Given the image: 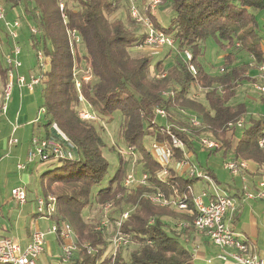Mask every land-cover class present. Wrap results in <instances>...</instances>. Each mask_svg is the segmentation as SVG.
I'll use <instances>...</instances> for the list:
<instances>
[{
  "label": "trees",
  "instance_id": "trees-1",
  "mask_svg": "<svg viewBox=\"0 0 264 264\" xmlns=\"http://www.w3.org/2000/svg\"><path fill=\"white\" fill-rule=\"evenodd\" d=\"M133 1L141 13L150 16L154 26L173 38V47L154 62L150 53H130V48L142 43L145 31L131 17L126 0H64V17L58 0H1L7 18L21 21L16 39L21 49L19 58L27 55L21 48L25 44L27 53L31 51L36 58L41 54L47 67L37 64L38 68L30 66L23 71L22 63L19 69L26 77L39 76L34 89L38 88L42 98L38 107L44 110L43 136H49L51 124L56 123L76 147V159H56L54 167L40 173L41 194L55 195L57 213L52 217L67 220L75 232L76 250L69 264H200L194 258L193 239L199 231L192 224L193 215L153 203L146 196L159 190L169 196L175 189L180 197L187 194L188 206L194 209L188 186L199 178L180 175L168 165L167 179L160 180V163L145 147V140L166 143L171 158L191 162L171 145L167 125L197 163L198 146L194 141L207 135L208 139L221 141L219 148H207L209 152L225 146L223 155L225 149H230L233 157L255 162L264 170V146L258 144L264 137V115H250L244 102H234L244 84L259 82L249 71L264 59V20L260 24L256 16V11H264V0H161L159 6L171 11L167 25H161L155 14L146 10L149 0ZM68 28L79 34L81 51L79 44L71 52ZM209 38L218 48L216 58L219 55L221 59L216 66L205 57ZM0 40L1 103L9 70L4 53L11 49V40L1 23ZM173 48L177 52L166 64ZM238 48L251 56L252 62H237ZM184 50L191 53L190 60L185 59ZM189 63L195 74L189 70ZM75 64H84L90 75L80 82L83 103L98 121L108 123L118 116L114 144L132 146L142 153L138 162L142 165L140 172L147 174L146 184L124 186L131 165L129 156L126 159L119 155L115 169L108 173L109 163L102 154L106 143L100 133L104 126L78 114L82 102L74 84ZM198 90L202 100L196 96ZM259 99L264 106V97L260 95ZM156 108L166 111L168 124L156 122ZM191 118H196L198 124H192ZM239 119L242 125L237 127ZM229 122L234 125L228 126ZM231 134L235 142L230 140ZM114 149V145L108 148ZM204 172L216 179L209 168ZM237 190L240 194L234 195L242 197L243 190ZM106 203L111 205L110 221L124 205L131 209L121 226L128 242L135 245L128 252L121 246L113 256L105 229H97L98 223L82 218L83 209L102 208ZM171 219L188 225L172 228ZM3 237L7 236L0 235Z\"/></svg>",
  "mask_w": 264,
  "mask_h": 264
},
{
  "label": "built area",
  "instance_id": "built-area-1",
  "mask_svg": "<svg viewBox=\"0 0 264 264\" xmlns=\"http://www.w3.org/2000/svg\"><path fill=\"white\" fill-rule=\"evenodd\" d=\"M129 2V12L132 18L138 22L145 31V36L137 47H161L169 46L173 47V38L165 31L154 26L150 16L141 13L139 7L133 0H126ZM161 0H149L146 6V10L150 14H155V10L160 4ZM58 8L64 17V0H58ZM0 23L7 31L11 40V49L9 52L4 53V60L9 65L8 81L3 91V101L0 103V113L5 114L7 111V102L10 99L12 88L16 86L18 89L26 88L29 91H33L35 86L39 83V76L26 75L19 72L22 62L19 58L21 49L16 43L18 37V30L21 27V21L18 18H7L6 7L0 0ZM35 32V28H31ZM68 36V44L71 52L80 43V36L74 29L66 30ZM2 43L0 40V51H2ZM264 56V46L262 47ZM183 55L186 60L191 59V53L188 50L183 51ZM38 64L44 67V59L41 54L37 55ZM189 70L192 74H195V68L192 64H188ZM257 77L259 82H255V87L258 93L264 97V59L256 67ZM88 73V72H87ZM74 84L79 93V100L83 98L80 95V82L81 79L76 77L73 69ZM90 75L84 77L85 80L89 79ZM42 112L43 109H40ZM156 116L165 118L167 113L162 108L155 109ZM79 117L83 119H94V114L89 110L80 108ZM191 122L194 125L198 124L196 118H191ZM234 123L229 122L228 126H233ZM237 127L242 125V120L236 121ZM51 133L49 136L39 137L34 135L31 138V148L27 152L26 162H32L34 158L38 157L39 161L48 160H73L77 158L76 147L70 141V139L59 129L56 123H52L50 126ZM166 133L170 137V143L173 147L179 148L184 153L183 142L173 134L166 125ZM201 143L206 148H219L220 143L208 138H200ZM11 146L17 143V139L10 137L7 141ZM30 144V145H31ZM260 147L264 146V137L258 140ZM152 147L156 156H153L159 163L160 169L157 171V177L160 180L167 179L169 175L168 165L171 159V148L166 143H160L153 139ZM159 150V151H158ZM126 152L134 154L135 150L132 146L126 148ZM158 153V155H157ZM181 165H184L187 170V175L192 177H198L210 182L209 190H202L200 193L192 196V202L194 209L188 206L187 194H183L181 197L177 195V191L174 189L172 196H166L163 191H156L148 193L146 196L148 199L156 204L162 206H170L173 209L189 213L193 215L192 224L201 233H204L211 243L220 249L217 257L222 261H231L233 264H264V258L261 257L246 240L239 239L234 233L231 227V221L237 210L238 202L231 196L224 188L220 187L218 183L212 180L211 176L205 173L197 166L190 164L186 159L180 161ZM224 168L230 172L233 176H240L244 179L245 171L248 168V163L243 159H228L224 162ZM17 168L24 169L25 163L18 162ZM146 184L147 174L142 172L138 179H135L132 175H127L124 179V186L130 188L132 184ZM248 189L247 186H243L242 199H263L264 198V176L258 180H255V185ZM189 193H192L191 186H188ZM12 198L21 204L27 201V192L23 186H16L11 189ZM34 213L41 217L56 216L57 213V199L53 194L37 195L34 200ZM104 210H111L110 203L104 205ZM131 209L122 210L118 216L114 218L112 222V237L110 242L112 244V255L114 256L117 249L121 246H126L128 243V236L121 230L123 221L128 217ZM55 219V218H54ZM110 220L108 213L104 214L102 219L97 224V229H106ZM182 227H186V222L179 224ZM49 235H53L61 241L62 257L64 261H67L76 250V235L75 232L66 220L55 219L53 223L45 230L35 229L32 231L28 242L22 245L18 240L3 237L0 238V264H37L38 258L44 250L46 244V238ZM197 246V245H196ZM198 247V246H197ZM193 251H196L193 248Z\"/></svg>",
  "mask_w": 264,
  "mask_h": 264
},
{
  "label": "rangeland",
  "instance_id": "rangeland-1",
  "mask_svg": "<svg viewBox=\"0 0 264 264\" xmlns=\"http://www.w3.org/2000/svg\"><path fill=\"white\" fill-rule=\"evenodd\" d=\"M163 6L158 5V7L155 10V16L159 20L161 25H167L168 20H169V16L171 15V11L169 9H167L166 7H163ZM256 16L259 19L260 24H261L264 20V11H256ZM21 48H22V52H24V53L26 52V54H27L25 56L21 55V58H20L22 63H23L22 70L25 71L24 69H29L30 66H32L33 68H38V66H37L38 59L35 57L34 53H31V51H30V53L28 54L25 44H21ZM167 48H170V47L169 46L143 47V48L133 47L132 49H130V53L133 56L144 54V53H150L153 56L152 62H154L159 56H161L163 54V52L166 51ZM78 49L80 51L82 50L81 44L78 46ZM217 49L218 48H217L215 42L211 38H209L207 40V43H206L205 57L207 58V60H210L211 64H214L215 66L217 65L218 61H221L219 55H217V58L215 56ZM175 52H177V51L174 49L172 51V53L170 54V56L165 60L166 64L170 63V61L172 60V56H174ZM237 55H238V61L237 62H241V61L252 62V57L248 56L245 52H243L239 48L237 50ZM44 66L45 67H43V68H47L46 65H44ZM73 69H74L76 77H78V79H83L84 81L88 80V79L87 80L84 79L85 76L89 75V73H87L85 70L84 64H82V66L75 64ZM24 73H26V72H24ZM201 93L202 92L200 90H198L196 92V96L202 100L203 97H202ZM33 96L35 98V109L31 115V117H32V120H34L35 122L33 125L31 123H27V125H28L27 126L28 138H29V134L32 131L36 133V136L39 134H41V136H43V130L41 127V124L43 123V112L38 107L39 104L41 103L42 98L39 94L38 88L34 89ZM259 97H260V94L258 93V91L255 87V83H246L239 89L237 95L234 98V102L235 103L244 102L245 105H247L248 112L250 113V115L257 116L258 114H261L260 112H262V115H264V106L261 107ZM81 102L82 103L80 104L79 108L89 110V108L85 105V103H83V100ZM7 105L9 106V109L15 108V102L13 101L12 93H11L10 99L7 102ZM1 115H3V116H1ZM94 117H95L94 119H90V120L98 121V119L95 115H94ZM9 118H11L10 110L8 111V113L6 115L0 113V123L4 124V122H5L7 124L6 120H8ZM37 121L39 123H37ZM98 122L104 126L103 130L100 131V133L103 136V139L106 143V146L102 147V154L104 155L105 159L109 163L108 173L113 172V170L115 169V167L118 163V156L119 155H122L126 159H127V156H129L128 159H129L131 165H130V170H129L128 174H126L125 178L127 177V175L130 174L135 179H138L142 173V172H140L142 165L140 164V162H138L142 153L139 151H135L134 154H130L129 152H126V148L121 143L119 144V146L114 144L115 140H116L117 129H118L119 122H120L118 116L115 115L114 118L112 119V121H110L108 123H104L102 121H98ZM156 122H158L160 124H164V122H165L166 124H168V122L166 121V117L163 118V117L157 116ZM37 132H39V133H37ZM5 134H6V131L5 130L1 131V128H0V142L2 141V138H4ZM17 136H18V131L16 132V137ZM21 137H23V136L21 135L20 138H19V136L17 137L18 144H16L15 146L13 145V146H10L9 148L0 147V207H1V204L4 203L2 205V206H4L3 207L4 212L0 211V228H1L2 224H3L4 228L6 227V225H7V227H9L10 225H13L15 223V221L17 220V216H19V212L22 213V216L28 215V214H26L27 212L28 213L30 212L29 214H31V215H32V213H34L35 205L32 204V201L35 200V197H36L35 195H42L41 194L42 183L40 181V173L43 172L45 169L54 167L56 165V160H48V161L40 162L38 160V157L34 158V160L32 162L31 161L26 162L27 152L32 146V144H31V138L32 137H30V139H29V143L31 144L29 148H28V143L26 144V142H24V140L27 137L24 138V140ZM200 138H208V136L202 135ZM200 138H198L197 140L194 141V145L198 146V149L196 151L197 163L194 162L195 163L194 164L192 161L194 155L192 154L193 155L192 156L190 154V152H186L185 149L183 148L184 149V157L191 160V162L189 161L190 164L193 163V165L197 166L199 169H202L203 171H204V168H209V170H211L213 172V175L216 178V179H214L213 177H211L212 180L215 181L216 183H220L219 186L224 188V190H226V192L229 193L231 191V193H232L233 191H232V188L230 189V191H229V188L226 189L225 184H228V183L235 184V188L238 187V188H241L242 190H244L243 186H247V188L250 189V188H252L251 186L255 185V180H258L264 176V173H263L264 170H262L261 168H258L257 164L255 162H252L250 160H245V159H243V160L248 163V168L245 171L244 179H242L240 176L231 175L230 172L224 168V165H223L224 162L228 159H242V158L233 157L230 149H225V153L223 155L222 151L224 150L225 146H222L221 149L216 151V152H212V151L209 152V150H207V148L204 147V145L201 143ZM212 140H215L221 144V141H219V140H216V139H212ZM230 140L235 142V137L233 138L232 134H231ZM152 143H153V139L147 138L145 140V147L152 153L153 156H156V154L154 153L155 151L153 150L154 148L152 147ZM112 145H114L115 149H114V151H109L108 148H109V146H112ZM20 146L23 147L21 149V152H23V155L20 154L21 157H18L16 154L17 152L15 153L14 149H17L16 147H20ZM12 148H13V150H12ZM119 150H121V153L119 152ZM157 155H158V153H157ZM18 158H21V160ZM181 160H175V159L171 158L169 161V164H170L169 166L172 167L176 173L184 176L187 173L181 170V167H183V165L180 164ZM18 162L25 163V168L24 169L17 168L16 164ZM250 164H252V166L254 167L253 168L254 174H252V175H254L253 179H252V176L249 177V174H251V173H249L250 172V170H249ZM199 166H201V168ZM21 173L28 174V182L26 184L20 180L21 179L20 178ZM17 185L23 186L25 189H27L26 192L28 193L27 194V201L21 205L17 204V202H15V200L12 199V197H11V189L16 187ZM132 185L135 186L136 185L135 182ZM189 185L191 186V190H192V193L190 195H193V194L196 195V194L200 193L202 190H209L211 183L207 182L204 179L199 178V179L194 180ZM223 186H225V187H223ZM171 195L175 196V194H173V193ZM243 201H245V205H244V208L242 210V214H241L242 218L240 219V222L235 223V222L231 221L233 231L235 234H237L236 232L239 231V229L244 228L243 226H245L246 232L248 234H252L251 228L248 227V224H249L248 218H249V214L251 211L253 216L255 217V221H256V232H257V236H258L257 237L258 243H257V240L253 234L250 235V240L254 244L256 243L258 246H260L262 243H264V198L263 199H253V200L245 199ZM249 206H251V207H249ZM6 208L9 209L8 212H6ZM123 209L127 210L130 208L128 207V205H124L122 207V210ZM109 212H110L109 210H107V211L104 210V206L102 208L91 207V208H87V209L82 210V218L85 221H92V222L99 223V221L102 219L104 214H107ZM114 214H115V216H118L119 211L115 212ZM54 220L55 219L53 217H42V218L38 219L37 222L33 221V219L28 220L27 224H30L31 227L36 225V227H38V228L39 227L45 228L46 226H50ZM180 223H181V221H178V220H172L171 219V221H170V225L172 228H174V227L178 228L180 226L179 225ZM21 224H22V220H21ZM7 229H10V228H7ZM17 230L19 231L18 234H20L21 237H18L19 235L18 236L14 235L15 237H13V238H16L19 240L21 239V242H22V240L24 239V238H22V235L24 234L25 229L21 228V229H17ZM104 232H105L106 241H108V243H109V248L112 250V244L110 242V239L112 237V222L111 221L108 224L107 228L104 230ZM3 234H6V232L4 230L0 229V235H3ZM198 235H201V234H195L194 239H193V248L195 250L198 249L196 246L198 243L197 239L199 237H201ZM48 238H49V240H51V242L53 243V246H54V242H55L54 237L49 236ZM56 240H58L59 243H58V245L56 244L54 246L53 253H50V252L48 253L47 250L46 251L44 250V252H42L41 255L39 256L37 264H69L68 260L67 261L63 260L62 250H61V241L58 238ZM202 244L203 243L199 242L200 246H202ZM209 245L214 247L215 253L218 255V253L220 252V249L217 248L216 246H214L211 243V241L209 242ZM134 246L135 245L133 243L128 242V244L126 246H123L122 249H123V251L128 252ZM203 264H222V262L219 259H217L216 255H215L213 258L210 259V262L204 261Z\"/></svg>",
  "mask_w": 264,
  "mask_h": 264
},
{
  "label": "crops",
  "instance_id": "crops-1",
  "mask_svg": "<svg viewBox=\"0 0 264 264\" xmlns=\"http://www.w3.org/2000/svg\"><path fill=\"white\" fill-rule=\"evenodd\" d=\"M132 48H130V49H132ZM219 63H221V61H218V64ZM249 74L252 75L253 77L256 76L257 75L256 68L254 67L253 69H251L249 71ZM33 93H34V90L29 91L26 88L18 89L16 86H13L12 97H13V101L15 102V108L9 109V106L7 105V111L4 115H6L8 113V111L10 110L11 118L6 120L7 124L5 122H4V124L0 123L1 131H3V130L6 131L4 138H2V141L0 142V147L9 148L10 146L7 143L8 139L10 137H14L17 139V137L19 136V138H20L21 135L23 136V137H21V138H23V140H24V138L27 137L24 140V142H26V144L28 143V148L30 147L29 139H30V137H32L33 135L36 134L35 132L32 131L29 134V138L27 135V126H28L27 123H31L33 125L35 122L34 120H32V117H31V115L35 109V98L33 96ZM1 116H3V115H1ZM17 131H18V136L16 137ZM37 133H39V132H37ZM50 133H51V130H50ZM42 137H44V136H42ZM16 144H18V140H17V143H15L13 145L15 146ZM13 145H11V146H13ZM13 148H12V150H13ZM16 148L17 149H14L15 153L17 152L16 153L17 156L21 157V155H23V152H21V149L23 147L20 146V147H16ZM18 159L21 160V158H18ZM16 167H17V164H16ZM253 168L254 167L252 166V164H250V169H249L250 172L249 173H251V174H249V177L252 176V179L254 176V175H252V174H254ZM181 170L187 173L186 167L184 165H183V167H181ZM20 178H21L20 180L23 181V183L26 184L28 182V174L21 173ZM225 186H223V187H225L226 189L229 188V191L232 188L233 192L231 193V191H230L229 194L231 196H234V198L238 202L237 210L233 216L232 222H235V223L240 222V219L242 218L241 214H242V210H243L244 205H245V201H243L242 197H239L238 195H234V193L237 192L238 194H240L241 191L237 190V189H239L238 187L235 188V184L228 183V184H225ZM35 196H37V195H35ZM3 204L4 203L1 204L0 211H3V209H4L3 208L4 206H2ZM17 204H19V203H17ZM32 204H34V201H32ZM249 207H251V206H249ZM8 211H9V209L6 208V212H8ZM29 213L27 212L26 214H28V215L22 216V213L19 212V216H17V220L15 221V223L13 225H10L9 227H7V225H6V227L4 228L3 224H2L0 229L4 230L6 232V234H3V236H7V237L11 236L10 238H13V237H15L14 235H17V236L19 235L18 237H21L20 234H18L19 231L17 229L24 228L25 229L24 234L22 235V238H24V239L22 240V242H21V239L19 240V239L13 238V239L18 240L22 245H24L28 242L30 235H31L33 230H35V229L45 230L47 227H49V226H46L45 228H40V227L38 228V227H36V225L31 227L30 224H27L28 220L33 219V221L37 222V220L42 218V217L35 214V213H32V215ZM21 220H22V224H21ZM248 223H249L248 227L251 228V232L255 236L257 243H258V239H257L258 236H257V232H256V221H255V217L253 216L251 211L249 214ZM231 227H232V225H231ZM243 227L244 228L239 229V231L236 232L237 233L236 236L239 239L246 240L248 242V244L252 247V249L254 251H256L261 257L264 258V243H262L260 246H258L256 243L254 244L250 240V235H252V234H248L246 232L245 226H243ZM7 228H10L11 230L7 229ZM196 234H201V235H198L201 237H199L197 239V242H198L197 248L198 249L196 251H194V258L200 264H203L204 261L210 262V259L213 258L215 255L217 257V254L215 253L214 247L209 245L210 241L204 233L197 232ZM49 236H53V235H49ZM49 236H47V238H46V244L44 246V250L45 251L47 250L48 253L49 252L53 253L54 246L56 244L58 245L59 242H58V240H56L57 238L55 236H53L55 239L54 246H53V243L48 238ZM199 242L203 243L202 246L199 245ZM44 250H43V252H44ZM217 259H219V258L217 257ZM220 261L222 262V264H233V262H231V261H222V260H220Z\"/></svg>",
  "mask_w": 264,
  "mask_h": 264
}]
</instances>
